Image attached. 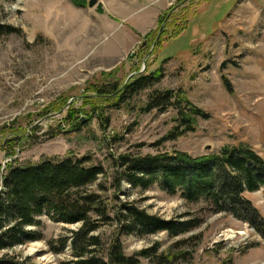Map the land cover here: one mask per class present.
I'll return each instance as SVG.
<instances>
[{
	"label": "rangeland",
	"instance_id": "374dc122",
	"mask_svg": "<svg viewBox=\"0 0 264 264\" xmlns=\"http://www.w3.org/2000/svg\"><path fill=\"white\" fill-rule=\"evenodd\" d=\"M0 0V191L9 166L87 158L105 172L99 183L109 206L136 203L164 222L200 221L192 231L121 237L127 257L156 249L177 264H264V238L207 204H189L157 186L140 192L123 183L111 190L120 156L216 155L246 147L264 161V0ZM164 79L154 90H181L206 118L176 140L165 138L177 113L143 112L149 91L114 110L95 87L148 74ZM108 119V124L104 119ZM92 192L98 190L91 188ZM264 218L262 190L244 194ZM41 240L0 252L16 264H63L73 259L51 242L79 225L42 217ZM104 238L113 226L104 227ZM38 244L36 255L28 248ZM47 258V260H44ZM140 264H156L140 259Z\"/></svg>",
	"mask_w": 264,
	"mask_h": 264
},
{
	"label": "trees",
	"instance_id": "16d2710c",
	"mask_svg": "<svg viewBox=\"0 0 264 264\" xmlns=\"http://www.w3.org/2000/svg\"><path fill=\"white\" fill-rule=\"evenodd\" d=\"M17 33L0 27V37ZM160 67L148 74L132 77L125 84L110 82L95 87L96 97L109 101L119 110L142 92L149 91L143 112L176 111L175 126L165 140H176L195 129L196 120L206 118L181 90H154L164 79ZM108 124V119H104ZM145 158V157H143ZM141 157L120 156L113 161L111 190L118 200L122 184L143 192L157 186L168 195L179 196L189 204L203 202L214 214L227 213L247 224L264 238V218L244 194L262 190L264 202V161L246 147L225 148L216 155L192 158L187 154ZM87 158H66L61 162L44 160L37 164L9 166L0 191V252L27 242L41 240L42 217L66 225H79L69 237L51 242V251L61 254L68 246L73 259L63 264H140V259L156 264H177L178 256H157L156 249L127 257L121 237L143 238L165 231L170 237L188 233L200 221L164 222L147 215L136 203L109 206L101 196L106 187L99 183L105 174L101 166H89ZM96 187L98 190H90ZM113 226V235L102 237L101 229ZM0 264H16L7 256Z\"/></svg>",
	"mask_w": 264,
	"mask_h": 264
},
{
	"label": "bare ground",
	"instance_id": "6f19581e",
	"mask_svg": "<svg viewBox=\"0 0 264 264\" xmlns=\"http://www.w3.org/2000/svg\"><path fill=\"white\" fill-rule=\"evenodd\" d=\"M41 246L38 244H33L28 248V253L31 255H36L38 252L41 251ZM44 260H47V258H45Z\"/></svg>",
	"mask_w": 264,
	"mask_h": 264
},
{
	"label": "water",
	"instance_id": "95a60500",
	"mask_svg": "<svg viewBox=\"0 0 264 264\" xmlns=\"http://www.w3.org/2000/svg\"><path fill=\"white\" fill-rule=\"evenodd\" d=\"M96 4V0H91L89 2V8H92Z\"/></svg>",
	"mask_w": 264,
	"mask_h": 264
}]
</instances>
